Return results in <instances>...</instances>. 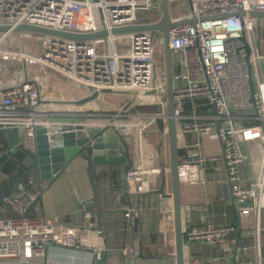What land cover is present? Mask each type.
Returning <instances> with one entry per match:
<instances>
[{
	"label": "built area",
	"instance_id": "built-area-1",
	"mask_svg": "<svg viewBox=\"0 0 264 264\" xmlns=\"http://www.w3.org/2000/svg\"><path fill=\"white\" fill-rule=\"evenodd\" d=\"M185 1L188 0H170L175 21L242 10L247 13L245 18L236 20L242 28L240 34L225 40L223 49L210 39L207 31L209 23L181 25L172 29L175 84L173 117L179 135H204L217 138L224 145L222 156L193 154L189 163L197 164L203 170L210 163L223 161L234 184L233 194L237 203H257L263 195L264 185L244 187L240 167L248 161L245 146L256 141L264 145V75L261 73L262 59L258 45H255L254 24L257 20L250 16L252 11L264 13V0H190V7L182 15L178 5ZM141 9L146 11L145 15L139 14ZM163 12L164 0H101L99 3L94 0H0V25L13 28L31 25L61 32L92 34L126 26L151 25L160 21ZM153 14L156 15L155 19ZM220 22L225 21L213 23ZM257 22L263 23L264 20ZM243 31L249 34L248 40L252 46L255 92L250 85L248 53L240 40ZM13 37L22 42L23 49L19 56L37 62L43 71L53 70L87 86L93 91L92 94L111 90L121 94L155 95L159 110L154 117L169 123L165 42L160 33L138 31L77 43L37 33L9 32L0 35V58L15 54L1 48ZM0 96L3 99L0 120L8 126L1 129L25 127L22 146L26 150L38 152L37 129L48 127L43 124L59 117L36 111L43 102L38 82L28 81L1 90ZM199 102L203 103L201 111L197 108ZM189 106L194 109L191 114L187 113ZM169 133L167 126L163 134L168 137ZM143 180L144 174L140 169L132 174L133 183ZM5 202L19 217L6 219L0 214V264H8L16 257L21 258V264H32L34 259L40 258H46L47 264H77L59 262L54 252L57 249L75 252V255L87 254L90 257L89 264H95V260L101 258L100 252L94 248L97 228L92 224L89 212L86 214L83 235L81 230L70 231L57 220L38 218V209H30L23 193L15 198H6ZM30 210L33 214L31 217L28 215ZM200 210L187 205L186 218L192 219L194 213ZM132 214L133 211L127 212V218L132 219ZM236 231L233 226L209 223L192 229L187 237L192 243L221 244L229 252L232 251L229 237ZM125 253L132 255L133 264H137L136 247L125 249ZM205 264L229 263L225 257L218 256ZM236 264L254 263L238 260Z\"/></svg>",
	"mask_w": 264,
	"mask_h": 264
},
{
	"label": "crops",
	"instance_id": "crops-1",
	"mask_svg": "<svg viewBox=\"0 0 264 264\" xmlns=\"http://www.w3.org/2000/svg\"><path fill=\"white\" fill-rule=\"evenodd\" d=\"M139 14L145 15L146 11L141 9ZM255 45H258L257 37ZM1 48L13 53L18 51L20 53L23 49L22 42L17 37L6 41ZM127 49L129 50V47ZM258 50L262 59L260 63L261 73L264 75V44L258 45ZM6 57L22 64L19 70L23 76L22 84L28 81L35 82L36 79L40 80V86L43 88L45 97L43 96V102L37 108V112L52 114L49 113L50 110L57 108L58 105L65 108H78V110L71 109L68 112L60 111L61 114L57 115L64 116V118L54 119L50 121L51 123H44L43 126L50 127V131L54 133H66L82 129H91L94 133H100L102 128L115 123L116 129L129 145L134 172L138 169L143 171L144 180L133 183L132 174L134 172L129 177L127 176L128 163L95 167L100 200L98 209H100L102 216V235L97 229L94 248L98 252L108 253L106 264H133L134 257L125 253V249L133 247L138 250L137 264H177L174 201L172 198H166L158 193V190L163 186L165 175L168 176L166 193H173L170 175L172 167L170 141L169 136L165 137L163 134L164 129L169 127V123L156 117H154L155 121H152V116H155L153 113L155 108L139 105L142 98L148 95L153 98L156 96L153 94H123L126 97L122 98L115 97L122 95L121 93L102 94L95 101L80 105L79 102L93 95V91L87 86L74 82L53 70L43 71L37 63L24 59L19 54H10ZM14 68L12 66L5 71L8 70L10 73ZM2 73L4 70L0 72V74ZM52 75L61 77L66 80L67 84H58ZM47 81L52 86L51 93L44 92ZM15 86H17V80L5 84L0 82V91ZM2 100L0 96V105ZM154 100L158 104V99ZM202 105V102L198 103L197 108L200 111ZM156 109L159 110V106ZM57 111L59 110H52V112ZM167 112L169 115V106ZM193 112L194 109L189 106L187 113ZM0 123H2L0 124V132H3L1 127L8 126L5 121L0 120ZM160 132H162L161 136L159 135ZM3 137L9 146L8 136L3 135ZM161 139L164 141L163 146ZM167 145H169V149L165 147ZM179 146L186 264L210 263L212 259L218 256L225 257L229 264H236V241L240 225L242 234L238 260L264 264V191L259 202L252 201L254 202L253 207L242 208L241 213H239L233 204L234 184L230 180L225 163L223 161L210 163L203 170L199 165L189 163L193 154L208 157L222 156L224 145L221 140L204 135L181 133ZM8 150L9 148L2 152ZM244 150L247 153L248 161L240 167L242 185L244 187H252L257 184L264 185L263 143L256 141L245 146ZM14 154L15 152L10 156V159ZM0 178H2L1 170ZM42 191L40 203L35 202L39 195H34L32 198L25 196L30 209L31 207L38 209V218L57 220L66 229L70 231L81 230V234L84 235V226L87 223L86 214L89 212L92 215L91 222L97 228L98 213L93 214L88 206L89 203H92L93 207L97 208L94 189L88 173V163L85 160L77 159L68 168L65 176L57 180L47 190L42 189ZM19 194L20 192L16 191L6 198H15ZM76 196L84 202L82 209H79L75 202ZM3 201L0 214L6 219L18 218V213L5 200ZM187 205L202 210L194 213L192 219H187ZM129 211L135 213L132 219L126 216ZM28 215L33 216L31 210ZM209 223L216 226L236 227L237 231L229 237L232 251L227 252L221 244L192 243L188 240L187 235L192 229L204 227ZM54 252L59 262L89 264L90 261L87 254L75 255V252L63 249H57ZM8 264H21V258L16 257ZM32 264H47V259H34Z\"/></svg>",
	"mask_w": 264,
	"mask_h": 264
},
{
	"label": "water",
	"instance_id": "water-1",
	"mask_svg": "<svg viewBox=\"0 0 264 264\" xmlns=\"http://www.w3.org/2000/svg\"><path fill=\"white\" fill-rule=\"evenodd\" d=\"M99 3L101 0H94ZM247 16L246 11L222 14L212 17L198 18L193 16L180 21H175L172 17L170 0H164V12L160 21L151 25H133L120 27L113 30H103L92 34H75L69 32H61L51 29L40 28L31 25H20L13 28L10 25H0V35L9 32L15 33H37L52 37H59L65 40L74 41L77 43L85 41H96L110 37L111 35H126L138 31H155L162 35L165 42V60L166 72L168 78L169 89V141L172 159L171 179L173 184V193L167 194L166 188L168 185V176L165 175L163 186L158 193L166 198H172L174 201V214L176 225V239H177V264H186V239L184 231V215H183V202L181 190V160H180V146H179V130L174 115V58L171 46V31L173 28L181 25H196L198 23H213L218 21H229L243 19ZM250 16L257 20H264V13L259 11H252ZM240 40L244 43L248 53L247 62L250 68V85L255 92V78L254 67L252 64V46L248 40V35L245 31L242 32ZM111 90L96 91L92 96L82 100L78 104L83 105L95 101L102 94H113ZM3 135L8 136L10 144L9 150L0 152V164H4L10 159L13 152L22 145V137L26 132L25 127L7 128L3 129ZM162 132L159 133L161 136ZM38 141V163L40 168V180L42 182V189L45 191L48 187L53 185L57 180L66 175L68 168L79 158L88 163V173L90 181L94 189L95 202L97 208L89 203L90 211L98 213L97 229L102 235V216L99 208V191L95 175L96 166H104L108 164H122L128 163L127 176L129 177L134 172V163L130 157L129 145L126 143L125 138L122 137L116 129L115 123H111L105 128L100 130V133H94L90 130L82 129L79 131H70L66 133H54L48 127H40L37 129ZM161 145L164 141L161 139ZM74 190L73 187L71 188ZM233 204L236 210L241 213V209L250 208L254 206L252 201L244 204L237 203L233 195ZM75 202L79 209H82L84 202L77 196ZM98 209V211H97ZM135 213L132 214L134 217ZM242 227L238 228V236L236 241V255L235 260L238 261V251L241 243ZM101 258L97 260L96 264H106L107 252H100Z\"/></svg>",
	"mask_w": 264,
	"mask_h": 264
},
{
	"label": "rangeland",
	"instance_id": "rangeland-1",
	"mask_svg": "<svg viewBox=\"0 0 264 264\" xmlns=\"http://www.w3.org/2000/svg\"><path fill=\"white\" fill-rule=\"evenodd\" d=\"M178 7L180 10V13L182 15H185L186 11L188 10L187 8L190 7V0L179 4ZM153 16L155 19L156 15L153 14ZM157 17H159V16H157ZM254 27H255V29H254L255 36L258 39V45H261V44L263 45L264 44V22L259 23L256 21L254 24ZM241 30H242V28H241L240 23L238 21H235V20H229V21L220 22V23H209L207 25V31L209 33L210 39L211 40L216 39L217 44L220 45V47L222 49H223V45H225V40H227L228 38H231L234 35L240 34ZM18 47H19V45H18ZM14 53L18 55L19 51L14 52ZM18 61H20V60H18ZM31 62H34V61H31ZM34 63H37V62H34ZM20 64H21L20 62L10 60L9 57L0 59V72L2 70H4V73L0 74V82L5 84V83H10V82H15L17 80V85L22 84L23 76L19 71L21 69L22 64L21 65ZM12 66L15 67L12 72L9 73L8 70L5 71L6 69H9ZM52 77L58 82V84H67L66 80L62 79L61 77H58L55 75H52ZM36 82H38L39 86L41 85V82L39 79H36ZM40 89L42 91V95L44 96L45 93H43V88H41V86H40ZM45 91L50 92V93L52 92V86L49 84L48 81L46 82V84L44 86V92ZM124 96L126 97V95H123V94L122 95H116L115 97L124 98ZM154 99H157V97L153 98L152 96L148 95L147 97L142 98V100L140 101L141 103L139 105L146 106V107H152V109L155 108V110L153 109V113L156 115V112L158 110V109H156V107H158V104H157V101H155ZM113 105H114V102H113ZM110 108H112V107L110 106ZM54 109H57L59 111L52 112V110H54ZM71 109L78 110L77 107L65 108V107L58 105L57 108H53L52 110H50L49 113L57 115V114H61V112H68ZM58 118H64V116L63 117L59 116ZM68 118H70V117H68ZM152 118H153L152 121H155L154 116H152ZM165 147H167L169 149V145H167Z\"/></svg>",
	"mask_w": 264,
	"mask_h": 264
},
{
	"label": "trees",
	"instance_id": "trees-1",
	"mask_svg": "<svg viewBox=\"0 0 264 264\" xmlns=\"http://www.w3.org/2000/svg\"><path fill=\"white\" fill-rule=\"evenodd\" d=\"M2 133L0 132V142L3 145V150H7L9 146ZM0 170L2 173V178H0V209L3 205V200L16 191L31 198L34 195H39L35 202H41L40 194L43 191L40 182L38 152L26 150L21 145L16 149L15 154L9 161L0 165ZM32 180L33 182L31 183Z\"/></svg>",
	"mask_w": 264,
	"mask_h": 264
},
{
	"label": "bare ground",
	"instance_id": "bare-ground-1",
	"mask_svg": "<svg viewBox=\"0 0 264 264\" xmlns=\"http://www.w3.org/2000/svg\"><path fill=\"white\" fill-rule=\"evenodd\" d=\"M221 38V37H220ZM214 43H216L217 44V42H216V39H214V40H212Z\"/></svg>",
	"mask_w": 264,
	"mask_h": 264
}]
</instances>
